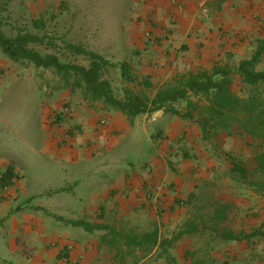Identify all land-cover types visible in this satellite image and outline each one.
<instances>
[{"label": "rangeland", "instance_id": "obj_1", "mask_svg": "<svg viewBox=\"0 0 264 264\" xmlns=\"http://www.w3.org/2000/svg\"><path fill=\"white\" fill-rule=\"evenodd\" d=\"M131 2L0 0V33L12 38L26 33L53 38L57 46L54 50L36 49L43 54H55L64 63L88 65L83 57L65 50L67 42L120 64L130 57L132 38L125 24L133 15L129 9ZM38 21L44 26H36ZM226 62L235 66L240 58L233 56ZM106 77L118 97H123L126 88L136 92L142 90L136 82L123 80L119 68L111 69ZM62 88L63 83L54 72L11 62L0 51V163L16 161L24 173L27 194L33 196L30 203L43 206L45 213L42 215L55 226L60 225L57 217L82 220L84 208L93 204L121 175L137 173L144 177L157 172L160 176L158 190L162 192L161 208H167L168 214L162 209L158 221L148 218V226L144 227V220L139 219L136 221L139 227L124 231L141 234L157 229L162 239L170 240L189 222L213 225L216 201L234 206L222 228L237 235L257 229L264 231V195H259L247 184L236 182L230 172L234 165L252 167L257 150L252 139L220 133L205 144L196 123L167 114L174 121L175 129L184 125V133L176 137L178 141L174 143H160L156 150L152 136L161 129L159 123H144L139 119L138 125L125 135L116 136L110 148L93 159L61 158L54 154L55 150L47 149V131L42 124L45 111H51V120L60 108L69 109L68 114L57 116L51 123L62 128L63 137L69 142L78 131L70 124L74 107L96 106V111L101 108L100 104L85 98L80 90ZM235 92L243 97L247 95V90L240 86L235 87ZM177 108L183 110L184 106ZM99 121L106 124L104 118ZM182 141L185 142L182 144ZM176 177L183 182L182 187L174 183ZM179 189L189 192L187 199L177 196ZM167 196L175 198L172 197V205L168 207ZM171 224L176 227L166 229ZM78 231L84 236L88 234L82 228ZM170 252L178 264H206L212 259L217 264H264L263 239L254 240L252 244L227 243L211 238L209 233L192 235L183 237ZM101 262L109 264V256L104 254Z\"/></svg>", "mask_w": 264, "mask_h": 264}, {"label": "crops", "instance_id": "obj_2", "mask_svg": "<svg viewBox=\"0 0 264 264\" xmlns=\"http://www.w3.org/2000/svg\"><path fill=\"white\" fill-rule=\"evenodd\" d=\"M131 1L129 9L133 15L125 25L132 42L125 63L131 67L134 82L142 88L140 92H146L145 83L152 86L148 91L151 97L177 76L210 70L216 64H226L227 58L233 56L240 61L248 59L255 42L264 38V0H208V15L201 13L200 0ZM94 104H100V110L96 111V106L74 107L70 124L78 131L69 142L65 141L62 128L51 124V111L46 110L42 124L47 131V149L55 150L54 154L61 158L91 160L109 149L116 136L125 135L138 125L139 119L159 123L161 129L152 136L156 150L160 143L178 141L176 137L185 131L184 125L179 127L181 130L175 129L174 121L162 111L129 121L102 103ZM103 118L106 124L99 123ZM157 161L158 156L156 164ZM10 166L15 175L12 185L0 191V264H102L104 254L109 256V264L115 262L116 252L102 243L107 231L87 232L84 236L79 234L80 227L59 220L63 217H57L60 225L55 226L42 215L43 206L30 203L33 196L27 194L24 173L15 160L0 163V173L4 174ZM159 177L157 172L144 177L137 173L121 175L84 208L80 220L108 225L123 233L139 227V219L147 227L146 220L158 221L159 211L165 209L161 208ZM173 181L182 187L179 177ZM189 195L187 190H178L181 199ZM172 197H166L167 207L172 205ZM164 214H168L167 208ZM175 227L171 224L166 229ZM156 255V251L152 252L139 264H165Z\"/></svg>", "mask_w": 264, "mask_h": 264}, {"label": "trees", "instance_id": "obj_3", "mask_svg": "<svg viewBox=\"0 0 264 264\" xmlns=\"http://www.w3.org/2000/svg\"><path fill=\"white\" fill-rule=\"evenodd\" d=\"M35 24L44 26L42 21ZM64 45L67 52L83 57L88 65L64 63L55 54L38 51L36 48L39 47L47 50L57 47L55 40L48 36L26 33L12 38L0 33V51L8 60L54 72L63 83L62 89L80 90L90 102L102 103L107 108L124 114L129 121L162 111L164 114L196 123L205 144L220 133L245 135L252 139L257 144L252 167L247 169L243 165H234L230 172L236 182L247 184L259 195H264V38L257 40L252 55L237 65L216 64L210 70L203 69L177 76L158 89L153 97L148 94L152 89L148 83L144 84L146 92L126 88L123 97H118L106 76L111 69L119 68L123 80L134 82L128 63H112L81 45L67 42ZM236 86L247 90V95H238L235 92ZM177 106H184V109L180 110ZM14 177L13 167L10 166L2 175L1 188H9ZM214 207L211 220L213 225L202 222L201 226L189 222L170 240L162 239L157 229L129 234L116 231L108 225L81 220L68 221L63 218L59 220L83 228L88 233L107 231L102 243L111 252H116L115 262L112 264H139L154 251L166 264H178L170 250L185 236H205L209 233L211 238L227 243L252 244L254 240H264L262 229L237 235L222 228L234 206L224 201H216ZM206 264L217 262L212 259Z\"/></svg>", "mask_w": 264, "mask_h": 264}, {"label": "built area", "instance_id": "obj_4", "mask_svg": "<svg viewBox=\"0 0 264 264\" xmlns=\"http://www.w3.org/2000/svg\"><path fill=\"white\" fill-rule=\"evenodd\" d=\"M199 9L201 11L202 14L204 15H208L209 14V8H208V0H200L198 3ZM69 113V109L66 107H62L58 110V112L56 113V115H54L53 118H51V123H54L55 120L57 119V116L59 115H63V114H68ZM1 179H2V175H0V191H6L9 188H1Z\"/></svg>", "mask_w": 264, "mask_h": 264}]
</instances>
